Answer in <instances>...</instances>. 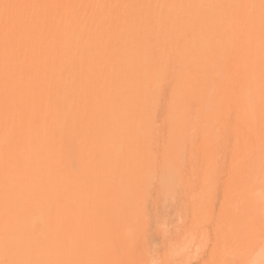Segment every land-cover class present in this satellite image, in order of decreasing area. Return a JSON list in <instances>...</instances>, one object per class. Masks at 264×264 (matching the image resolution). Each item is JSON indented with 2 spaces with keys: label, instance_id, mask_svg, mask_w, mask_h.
<instances>
[{
  "label": "bare ground",
  "instance_id": "obj_1",
  "mask_svg": "<svg viewBox=\"0 0 264 264\" xmlns=\"http://www.w3.org/2000/svg\"><path fill=\"white\" fill-rule=\"evenodd\" d=\"M226 2L0 0L35 6L14 10L30 23L7 54L0 8V212L28 218L19 264H100L105 249L131 263V207L158 172L137 136L159 118L161 156L184 147L182 126L168 128L185 119L182 82L217 47Z\"/></svg>",
  "mask_w": 264,
  "mask_h": 264
},
{
  "label": "rangeland",
  "instance_id": "obj_2",
  "mask_svg": "<svg viewBox=\"0 0 264 264\" xmlns=\"http://www.w3.org/2000/svg\"><path fill=\"white\" fill-rule=\"evenodd\" d=\"M260 1L227 0L217 47L182 82L185 111L175 116L185 119L167 132L182 126L184 147L161 156L153 131L159 118L148 136H137L158 172L131 207L132 231L124 235L138 250L130 264H264V19L253 10ZM170 115L161 108L158 117ZM6 217L0 212V261H16L30 226L28 218L14 224ZM103 254L100 264L127 261L110 258V249Z\"/></svg>",
  "mask_w": 264,
  "mask_h": 264
},
{
  "label": "snow or ice",
  "instance_id": "obj_3",
  "mask_svg": "<svg viewBox=\"0 0 264 264\" xmlns=\"http://www.w3.org/2000/svg\"><path fill=\"white\" fill-rule=\"evenodd\" d=\"M25 7H35L29 5H15V4H3L0 6L2 8L3 22H4V40H5V51L7 54L10 39L21 30L28 26L29 20L17 14L14 10L25 8ZM254 7V6H253ZM262 19H264V0H262L261 5ZM221 209V213H222ZM260 240L264 241V209H262V217L260 224ZM0 264H19L17 261L5 260L0 261Z\"/></svg>",
  "mask_w": 264,
  "mask_h": 264
}]
</instances>
